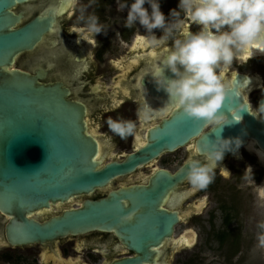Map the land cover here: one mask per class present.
Returning <instances> with one entry per match:
<instances>
[{
    "label": "flooded vegetation",
    "instance_id": "flooded-vegetation-1",
    "mask_svg": "<svg viewBox=\"0 0 264 264\" xmlns=\"http://www.w3.org/2000/svg\"><path fill=\"white\" fill-rule=\"evenodd\" d=\"M119 2L19 0L11 7L13 13L20 15V22L15 26H21L35 17L51 20L42 40L32 50L20 53L12 66L29 71L43 67L47 72L44 81L65 80L68 83L71 97L81 99L86 106V121L91 130L95 129L103 162L125 161L129 154L137 152L147 143L150 129L159 126L175 112L183 111L169 99L166 91L157 89L150 73L166 47L152 44L153 39L163 35V29H153L154 37L138 21L126 27L127 8L121 10ZM159 2L166 20L170 19L171 9L179 11V0ZM145 7L151 11L147 3ZM81 8L86 9V14L94 13L99 18L103 29L99 34L81 30L84 27L79 19ZM199 28L200 25L183 19V29L195 32ZM89 42L91 45L87 46ZM168 44H172L171 38ZM262 47L264 44L252 45L224 70L225 80L231 84L229 91L241 96L246 104L247 100L250 101V106L247 105L251 113L264 97ZM165 75L171 77L173 74L165 69ZM142 112L150 113L151 118L145 121ZM230 114L243 122L234 109L230 110ZM255 116L264 120V117ZM109 117L132 121L136 126L133 134L122 139L113 133L108 126ZM209 129L211 126L205 123L201 132ZM249 142L253 143L254 150L247 148ZM256 150L264 154L253 139H247L236 152H228L216 162L214 179L207 187L196 189L183 174L185 162L190 156L198 155L204 159L203 152L198 149L197 136L192 137L172 150H163L137 164L132 171L116 176L107 185L67 202L53 204L39 214L42 218L48 217L68 206H77L86 198L106 197L110 191L121 187L147 186L151 179L159 176L160 171L167 172L172 178L183 174L159 203L160 210L175 214L177 220L170 236L164 237L154 248L151 261L147 264H172L171 258L175 257V253L188 261H201L205 258L201 251L204 248L213 252L224 249L225 259H231L239 253L243 241H240V235L234 238V242L228 240L235 231L241 233L238 230L244 227L247 215L240 211V200H232L229 194H233L230 192L232 189L238 193L240 188L250 185L247 181L249 168L254 179L262 177L264 183V159ZM243 212L248 213L247 210ZM8 219L0 212V264H115L123 258L139 255L115 230L93 229L44 241L12 244L4 233ZM185 240L188 242L185 243ZM190 245L199 246L198 253H183Z\"/></svg>",
    "mask_w": 264,
    "mask_h": 264
},
{
    "label": "water",
    "instance_id": "water-1",
    "mask_svg": "<svg viewBox=\"0 0 264 264\" xmlns=\"http://www.w3.org/2000/svg\"><path fill=\"white\" fill-rule=\"evenodd\" d=\"M19 0H0V212L9 217L4 233L12 244L44 241L88 230H115L139 255L115 264H147L177 216L160 210V201L181 177L165 171L147 186L112 190L103 198L84 199L56 214L38 215L107 185L135 166L197 136L203 152L217 135L253 139L264 151V120L252 114L241 96L228 91L219 111L228 122L201 132L205 122L183 111L148 131V141L123 162H103L99 143L86 121V106L71 97L65 80L44 81L46 69L13 67L15 58L32 50L51 20L35 17L21 26L11 7ZM32 71V72H31ZM264 101V97L260 100ZM259 102V104H260ZM243 118V122L230 114ZM238 148L226 150L234 153ZM139 212L135 213V211Z\"/></svg>",
    "mask_w": 264,
    "mask_h": 264
},
{
    "label": "clouds",
    "instance_id": "clouds-1",
    "mask_svg": "<svg viewBox=\"0 0 264 264\" xmlns=\"http://www.w3.org/2000/svg\"><path fill=\"white\" fill-rule=\"evenodd\" d=\"M118 7L127 8L126 27L138 21L154 37L153 29H163V35L152 40L154 46L166 45L150 72L157 89L166 91L188 117L203 120L212 129L227 123L228 119L219 111L231 88L224 70L241 52L254 44H264V0H179V11L171 9L167 20L159 0H120ZM79 19L84 24L82 31L99 34L103 30L99 18L94 13L86 14L85 8H81ZM183 19L200 25L199 30L183 29ZM165 69L173 75L166 76ZM247 104L250 106V101ZM252 113L264 117V101ZM142 115L145 121L151 118L148 112ZM107 122L110 130L122 139L133 134L136 127L123 118L109 117ZM242 143L239 136L217 135L214 141H207L204 159L197 155L186 160V181L196 189L207 187L214 179L216 162L226 150L239 148Z\"/></svg>",
    "mask_w": 264,
    "mask_h": 264
},
{
    "label": "rangeland",
    "instance_id": "rangeland-1",
    "mask_svg": "<svg viewBox=\"0 0 264 264\" xmlns=\"http://www.w3.org/2000/svg\"><path fill=\"white\" fill-rule=\"evenodd\" d=\"M251 172V168L247 169V181L250 185L240 188L238 193H234L232 189L230 192L233 194H229L231 199L240 200L238 204L241 207L240 211L243 215H247V218L244 219V227L238 230L241 233L235 231L234 236L228 240L234 242V238L240 235V241H243V243L239 253L231 259H225L224 249L213 252L204 248L201 250L205 254L203 260L196 261L192 259L188 261V259L179 257L178 253H175V257L171 258L172 264H264V228L261 227L264 224V183L261 181L262 177L260 180H255ZM223 182H226V180H223ZM246 210L248 211L247 214L243 212ZM198 248L199 246L190 245L183 250V253L194 255L198 253ZM181 251L179 250V252Z\"/></svg>",
    "mask_w": 264,
    "mask_h": 264
},
{
    "label": "bare ground",
    "instance_id": "bare-ground-1",
    "mask_svg": "<svg viewBox=\"0 0 264 264\" xmlns=\"http://www.w3.org/2000/svg\"><path fill=\"white\" fill-rule=\"evenodd\" d=\"M90 45H91V42L87 43V46H90ZM263 48H264V47H262V49H263ZM262 49H261V50H262ZM92 132L95 133V129H92ZM246 146H247V148H249V149H251V150H254V149H255L254 146H253V143H252V142H249ZM99 147H100V146H99ZM256 152L260 155L261 158L264 159V154H263L261 151L256 150ZM98 154H100V148H99V150H98L97 155H98ZM39 213H40V212H39ZM39 213H38V215L40 216L41 214H39ZM187 242H188V241L185 240V243H187Z\"/></svg>",
    "mask_w": 264,
    "mask_h": 264
},
{
    "label": "snow or ice",
    "instance_id": "snow-or-ice-1",
    "mask_svg": "<svg viewBox=\"0 0 264 264\" xmlns=\"http://www.w3.org/2000/svg\"><path fill=\"white\" fill-rule=\"evenodd\" d=\"M176 107H179L178 105H176Z\"/></svg>",
    "mask_w": 264,
    "mask_h": 264
}]
</instances>
